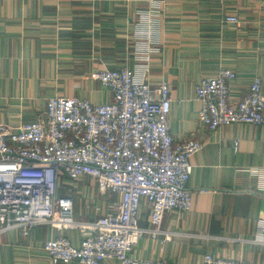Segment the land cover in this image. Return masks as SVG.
<instances>
[{
    "label": "crops",
    "instance_id": "0c3cea01",
    "mask_svg": "<svg viewBox=\"0 0 264 264\" xmlns=\"http://www.w3.org/2000/svg\"><path fill=\"white\" fill-rule=\"evenodd\" d=\"M121 67L152 86L168 81L173 136L205 143L191 159L192 208L167 212L163 229L172 235L143 236L133 256L204 264L212 253L264 264V244L252 241L264 222V125L229 123L210 131L196 98L200 81L222 67L237 74L233 101L254 77L264 79V0H0V123L35 121L58 95L109 102V89L94 73ZM60 192L73 197L80 220H95L121 201L88 176L64 177ZM139 223L151 226L147 200ZM61 234L80 246V230L8 229L0 234V264H52L44 246Z\"/></svg>",
    "mask_w": 264,
    "mask_h": 264
},
{
    "label": "built area",
    "instance_id": "2783aa9c",
    "mask_svg": "<svg viewBox=\"0 0 264 264\" xmlns=\"http://www.w3.org/2000/svg\"><path fill=\"white\" fill-rule=\"evenodd\" d=\"M226 21L235 24L238 18ZM236 78L222 67L198 84L199 117L208 130L229 123L264 125V79L254 77L248 92L233 101L230 83ZM94 79L109 89V102L58 95L35 121L0 123V234L14 228L28 234L40 224L80 230V246L64 234L46 241L52 264H168L134 257L133 250L145 235H172L163 229L167 212L192 208L191 159L205 143L173 136L168 81L152 86L130 67L98 70ZM85 176L102 193L121 195L117 209L90 221L76 217L74 199L60 194V183ZM143 200L150 206V227L139 223ZM258 228L252 241L264 244V222ZM204 264L253 263L206 253Z\"/></svg>",
    "mask_w": 264,
    "mask_h": 264
},
{
    "label": "rangeland",
    "instance_id": "374dc122",
    "mask_svg": "<svg viewBox=\"0 0 264 264\" xmlns=\"http://www.w3.org/2000/svg\"><path fill=\"white\" fill-rule=\"evenodd\" d=\"M59 191H60V189H59ZM61 193V192H60ZM62 194V193H61ZM65 194V193H64Z\"/></svg>",
    "mask_w": 264,
    "mask_h": 264
}]
</instances>
